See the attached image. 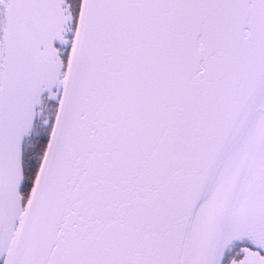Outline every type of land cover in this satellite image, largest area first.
<instances>
[{
	"label": "snow or ice",
	"instance_id": "snow-or-ice-1",
	"mask_svg": "<svg viewBox=\"0 0 264 264\" xmlns=\"http://www.w3.org/2000/svg\"><path fill=\"white\" fill-rule=\"evenodd\" d=\"M0 264H264V0H0Z\"/></svg>",
	"mask_w": 264,
	"mask_h": 264
}]
</instances>
